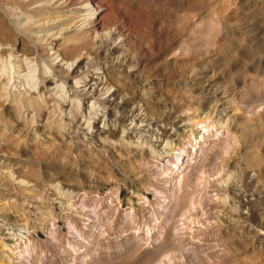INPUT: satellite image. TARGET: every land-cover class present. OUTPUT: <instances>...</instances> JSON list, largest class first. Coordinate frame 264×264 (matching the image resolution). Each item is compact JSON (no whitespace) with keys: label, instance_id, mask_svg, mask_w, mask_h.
I'll return each instance as SVG.
<instances>
[{"label":"rangeland","instance_id":"374dc122","mask_svg":"<svg viewBox=\"0 0 264 264\" xmlns=\"http://www.w3.org/2000/svg\"><path fill=\"white\" fill-rule=\"evenodd\" d=\"M95 3L108 23L85 37L70 19L44 24L63 13L41 3L0 0V264H264V0ZM121 27L126 41L98 48ZM70 63L88 66L85 91L64 76ZM51 69L68 82L55 101L71 98L78 123L11 101L30 86L27 99L49 98L34 84ZM95 79L110 85L96 97L122 95L137 120L122 125L113 109L114 134L89 128L108 116L68 86L93 94ZM184 150L193 164L172 190ZM74 233L93 239L78 259ZM183 247L198 249L200 263Z\"/></svg>","mask_w":264,"mask_h":264},{"label":"bare ground","instance_id":"6f19581e","mask_svg":"<svg viewBox=\"0 0 264 264\" xmlns=\"http://www.w3.org/2000/svg\"><path fill=\"white\" fill-rule=\"evenodd\" d=\"M20 1H24V6L21 5V7L24 8V9H26V10H35V9H31V6H34V5H37V4L41 3V5H39L36 8V10L37 9H42L43 10L42 13L44 12V10H46L49 13H50V11H57L58 13H63V15L62 16H59L58 19H54V18H52V19H49V18L44 19V21H45L44 24L51 23V22H55L57 20H60L61 21V20L70 19L71 22H72L71 24H74L72 26L73 28H75L74 31H77L79 34H81V33L84 34L85 37L88 34L94 35V34H97V33L101 32V31H103V29L105 30V26L108 23V21H106L105 19L102 18V14L105 11L104 8L98 6L97 3H95V0H49L47 4H42V2H45L47 0H38V1H36V0H13L14 5L15 4H18L19 5ZM21 7H17L16 9L23 10ZM41 22H35V23H33V28L34 27L36 28L37 24H38L37 27L41 26L42 25ZM31 24H32V22H31ZM127 29H126V27L125 28H122L121 27V28L115 29L113 31L114 33L111 32L110 38L108 40H105V41L101 42L100 45L98 46V48L103 49V47L107 46L108 42L112 41V39H116L117 38L118 40H120L121 43L124 42V41H126L127 34H128V30ZM52 35H50V36H52ZM56 35L60 36L61 33L57 32ZM54 36H55V34L52 37L54 38ZM97 36L99 37V35H97ZM94 37H95V35H94ZM91 38H90V40H91ZM83 47L85 48L86 47V44L84 45V43H83V44H79V45L73 46L72 47V50H73V52L79 54L81 51H83L82 50ZM79 59L81 60V56H79ZM28 60L30 61V63L33 62V60L28 59V58H26L24 61H28ZM24 61L20 60V64H21L22 67H24ZM72 66H74L73 63H70V65L67 66L68 68H66V70H62L64 76L70 77V78L72 76L75 77V78L78 77L80 81L83 80L85 86L82 89V91H85L86 86L89 85V82L91 80H93V78H92L90 81H87L88 77H90V74H89L90 72L88 70H86L88 66H86V67L85 66L84 67H80L78 70L76 68H73ZM63 69H65V68H63ZM89 69H90V67H89ZM51 70H53V69H51ZM51 73H52V77H49V78L45 77L43 74H40V77L38 78V80H40V84L36 83L34 85H41L40 90H44V93L41 94V97H43V96H45V95L48 94L52 98V100L49 97V98H46L45 100L39 101L38 99L30 98L31 96L29 97L30 99H27L26 98L27 97L26 95H28L31 92V89H32V87L30 86L31 89L30 88L27 89V90L24 89V91H25L24 94L25 95H23V97H18V95H17L16 98L15 97H14V99L11 98V101L13 100L14 104L17 105V106H19L21 108V110L26 109L25 112L31 111L34 116L39 117V118H41L44 114L48 113L52 108H54L55 109V111H54L55 113L59 111L60 114H62V115L63 114L68 115L69 119H71L73 122L78 123L80 121L81 113L82 112H79L78 107L76 106V104H75L74 101H71L72 100L71 98H70L69 102H67L68 105H65L61 100H56L55 101V97L54 96H55L56 91L54 92V90L57 87H59V91L58 92H60L61 89H63V87H65V85L66 86L68 85V82H66L67 80L65 81V79L63 77H61L62 72H60V75L57 74L56 70L55 71L53 70ZM95 81H96L95 85L97 87H96V89H94V93L93 94H90L89 92H86V93L83 94L82 91H79V90L74 89L75 88L74 86H68V88H70V90H72L75 93L76 97H79L81 99L80 101L78 100L77 102H82V100L84 101V100L92 99L95 102L94 105H96V104L98 105L99 104V107H101L102 109H104L105 116L106 115L108 116V124H105V127L104 128L101 129L100 127H98L96 125L97 124L96 121H93V123L90 124L91 119H89V121L86 122L87 125H89V128L91 127V128L96 129V134L99 133L101 135L102 134L112 135V134H114L116 132V129L113 128V125H111V124H114V119H113V116H111V114H110L109 111L115 109V111L117 113H121L122 114L121 115V118L118 117V116H116L118 118L115 119V120L118 123H121L122 125H124L125 122L127 120H129V119H131L132 121H135V119L137 117L134 114H135V112L137 110H136L135 107L133 109H130L129 108L130 107V102L125 97H123L122 95H119L118 93H114L112 95V97L113 96L116 97L115 100L102 101L100 99V96L96 97V92L98 91V88H101L102 87V90L104 91V90H106L108 88V85L109 84H108L107 81L106 82L105 81H102V80L101 81H97V79H95ZM76 82H77V79H76ZM78 83L79 82H77L76 84H78ZM51 86H55V88H51ZM63 95H65V93ZM102 96H103V94H102ZM50 103H52L53 105H51ZM67 110H69V112H68L69 114H66L67 113ZM98 112H99V110H98ZM109 116H110V118H109ZM92 119H93V117H92ZM61 120L62 119L59 118V121H61ZM62 122H63V120H62ZM40 125H41V123H40ZM43 126H44V124H42V127ZM68 126H69V123L67 124V126L65 125V127H68ZM108 126H109V128H108ZM58 127H60V125ZM70 127H71V125H70ZM74 128H75V126H74ZM166 137H167V135H166ZM184 152H185V150L180 155L181 157H180V159H178L179 162H177V164H175L176 166L174 167V172L173 173H174V176H175V178H174L175 179V183H173V185L170 186V187H172V188H170L172 190H174V189L177 190V191L179 190V187L181 186V183H182L184 177L187 178L186 176L189 174V170L191 169L192 164H193V156L194 155H191L192 157L191 156L186 157L187 155L184 156V154H183ZM184 157H186V158H184ZM20 183H23V182L21 181ZM175 187H177V188H175ZM175 201H176V199H175ZM87 221H89L88 224H91V222H92V220L90 221L89 219ZM178 233H179V230L176 231V234H178ZM75 235H76L75 238H77V240H79L83 244V246H82L83 249L77 248V247H74L73 248V254H72L74 256L73 258L78 259L79 256L81 254H83L84 251H86V248L87 247H90V245L91 246L93 245V239L87 241V240H85L83 238L82 235H80V234H75ZM148 236L150 237V232L148 233ZM12 247H14V246H12ZM184 247L182 248V250H183L182 252L186 256L192 257V260H195V261L198 262L199 259H198L197 256L200 254V251L198 253V249H194V248H192V249H189V248L188 249H185ZM8 249L9 250H7V251L12 252V248H8ZM169 256H170V254H169ZM183 260H185V258H183ZM86 261H88V260H86ZM92 263H93L92 261L85 262V264H92ZM199 263H200V261H199ZM29 264H31V262H29ZM156 264H174V260L172 258H170V257H163Z\"/></svg>","mask_w":264,"mask_h":264}]
</instances>
